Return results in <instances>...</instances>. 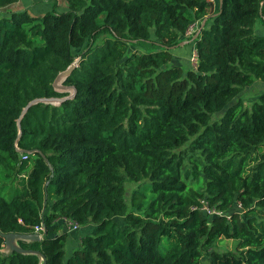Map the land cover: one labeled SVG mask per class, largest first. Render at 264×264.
<instances>
[{
    "label": "trees",
    "instance_id": "obj_1",
    "mask_svg": "<svg viewBox=\"0 0 264 264\" xmlns=\"http://www.w3.org/2000/svg\"><path fill=\"white\" fill-rule=\"evenodd\" d=\"M16 1L0 0V264H42L1 251L2 234L41 224L16 243L45 264H264V91L250 109L239 96L264 81V0ZM197 22L183 68L172 49ZM80 46L75 96L32 105L18 152L22 107L61 95L53 79ZM126 180L141 182L130 203ZM66 221L93 226L65 259Z\"/></svg>",
    "mask_w": 264,
    "mask_h": 264
},
{
    "label": "rangeland",
    "instance_id": "obj_2",
    "mask_svg": "<svg viewBox=\"0 0 264 264\" xmlns=\"http://www.w3.org/2000/svg\"><path fill=\"white\" fill-rule=\"evenodd\" d=\"M58 3V7L56 8V11H62L65 10L67 7V3L65 0H56ZM54 0H17L10 9L12 10H27L28 12L32 14H43L46 11L52 9V4ZM217 2V0H214V5ZM9 10V8L7 9ZM1 14V12H0ZM199 28V22H197L195 25L189 28L188 33L184 35L182 38L180 37V43H178L177 46H175L172 49V62L180 64L183 68L193 67L194 60H193V44L191 43V36L193 33ZM151 38L154 37L153 30H151L150 33ZM105 37V34L98 37L97 42H100L101 39ZM83 46V45H82ZM82 46L72 48L73 54L76 56L75 59L78 57V53L81 51ZM255 91H250L249 89H244L240 94V99L243 102L244 108L250 109L252 102L257 98V94H253ZM222 112V111H221ZM221 112L216 113L214 116L219 117ZM214 117V118H215ZM213 118V119H214ZM141 182H135V181H129L126 180L124 183L125 193L124 198L127 203H130V198L132 191L139 187ZM117 221L123 222L122 217L116 218ZM92 224L87 225L85 228H74L71 223L68 221L63 222L62 224L58 225L57 228L58 232H66V234H70L72 237L65 241V255L64 258L72 252V250L77 247L78 245V236L80 234H86L89 232V229H92ZM90 229V230H91ZM57 232V233H58ZM55 232L49 233V235H53ZM80 238V237H79ZM216 250L219 251H237L236 249V240L233 239H226V238H220L215 246Z\"/></svg>",
    "mask_w": 264,
    "mask_h": 264
},
{
    "label": "water",
    "instance_id": "obj_3",
    "mask_svg": "<svg viewBox=\"0 0 264 264\" xmlns=\"http://www.w3.org/2000/svg\"><path fill=\"white\" fill-rule=\"evenodd\" d=\"M221 0H219L220 4ZM205 22V18L202 20L201 25L202 26ZM198 31V30H197ZM196 31V33H197ZM195 33V35H196ZM195 37V36H194ZM77 59H75L72 63H70L65 69L60 70L56 76L53 79L52 82V87L53 90L57 93H60L61 95H54V96H43V97H35L29 100L21 109L17 119H16V124H17V136L14 141V144L16 146V150L20 153L24 152L23 149L17 147V140L21 134V127H20V122L23 116L26 114L28 109L36 104V103H46V104H51L54 106H59L62 102L68 99H72L75 94H76V88L73 85H68L65 84L64 81L66 78L69 76L73 68L75 67L77 63ZM38 152L37 150H34L32 153ZM45 205V203H44ZM4 238V247L2 248V253L6 252H12L16 251L19 253H33L36 254L40 257H42L43 261L42 264H45V258L44 256L38 251L34 249H29V248H22L19 245H17L16 240L21 239L25 241H39L41 239V235L38 232L32 231V232H27V233H22V232H9V233H4L2 234Z\"/></svg>",
    "mask_w": 264,
    "mask_h": 264
},
{
    "label": "crops",
    "instance_id": "obj_4",
    "mask_svg": "<svg viewBox=\"0 0 264 264\" xmlns=\"http://www.w3.org/2000/svg\"><path fill=\"white\" fill-rule=\"evenodd\" d=\"M213 2H214V0H212ZM219 2V0H217V2L215 3V6L217 5V3ZM196 24V23H195ZM194 24V25H195ZM200 25H201V23H200ZM198 30V29H197ZM196 30V31H197ZM256 30H257V32L258 33H260V34H263L264 33V28H263V25H262V23L260 22V21H257L256 22ZM188 33V32H187ZM196 33V32H195ZM195 33L191 36V41L193 40V38H194V36H195ZM180 43V42H179ZM191 43H193V42H191ZM246 89H249L250 91H255L253 94H257V97H258V95L262 92V91H264V81H259V80H256L251 86H249V87H247V88H245V90ZM86 227V226H85ZM84 227V228H85ZM91 229V228H90ZM90 229H89V231H90ZM82 235H84V233L83 234H80L79 236H78V240H79V237L80 236H82ZM72 236L70 235V234H67V237H66V241L67 240H69L70 238H71Z\"/></svg>",
    "mask_w": 264,
    "mask_h": 264
},
{
    "label": "built area",
    "instance_id": "obj_5",
    "mask_svg": "<svg viewBox=\"0 0 264 264\" xmlns=\"http://www.w3.org/2000/svg\"><path fill=\"white\" fill-rule=\"evenodd\" d=\"M193 60H194V61L196 60V58H195V52H194V51H193ZM23 157H25V156H23ZM202 209L206 210V212H207L208 214H219V212L215 211L214 209H209V208L206 206V204H203ZM71 224H72V223H71ZM72 226H73L74 228H78V225H76V224H72ZM33 231L38 232V233L42 236L43 233L45 232L44 225L41 224V225H36V226H34V230H33Z\"/></svg>",
    "mask_w": 264,
    "mask_h": 264
}]
</instances>
